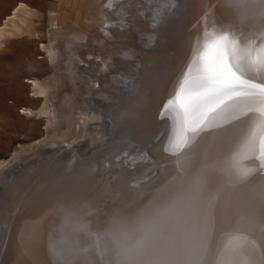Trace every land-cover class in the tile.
<instances>
[{
	"label": "rangeland",
	"instance_id": "rangeland-1",
	"mask_svg": "<svg viewBox=\"0 0 264 264\" xmlns=\"http://www.w3.org/2000/svg\"><path fill=\"white\" fill-rule=\"evenodd\" d=\"M7 1L9 0H0V6H3ZM34 1V7L37 2L36 9L40 10L37 11L34 9L37 12L35 13H39L40 16L41 12V14L45 15V18L43 19V15H41L40 18L39 16L34 15L32 16V19H34V17L39 18L35 19L36 22H41L37 23V26H39L38 24L41 25L42 21H44L41 28H43L42 33H45L47 37L53 36L52 33L54 28L51 23L54 21L53 17L56 15H66L68 13L66 16H68L67 18H70L68 19V21L70 20L69 23H73V20L75 21V19L80 18H82L83 22L85 23H91L92 19L96 16L95 11L97 9L94 11L92 10V8H96L94 7L96 5L93 0H91L93 3V5H91L92 7L87 6L88 9L79 1ZM111 1L112 0H109V2H104L107 4H105L107 7L110 5V15L112 13V16H115V19L110 15L107 17L108 19L112 18L111 21L114 22H110L111 26H118L119 29H122V24L125 25V23H127L130 25L127 21H124V12L121 10H116L119 8L122 9L124 5H127L128 1L132 3H130L132 5H130V7H134L135 9V12H133L134 9H132L130 15L132 14L131 19L134 18L133 20L136 22V24L133 26L127 25L126 28L131 29L132 32H129L128 36L122 35L119 41L121 43L117 44L118 52L115 56L119 58V64L113 69L115 70L116 74L120 77H123V79L116 81L118 89L115 92V96L108 95V97H106L99 93H96L95 95L92 93L88 94L90 97L94 96L96 98L103 99V102L105 103L104 106L106 108L107 116L102 121H106L107 126L109 127L107 136L108 139L105 143V146L94 151L90 150L91 153L88 155H81L77 153L74 148L75 140L73 143H70L69 141H64L61 144L55 142L43 143L45 151L40 153L38 156H35V163H31L34 165L33 171L32 169H29L27 173L22 175L20 179H16L21 183V185L12 186L8 183L7 185L0 187V253L1 251H5V247L9 246L7 241L10 237L9 233H11L13 229L12 225L14 222L19 223L17 232L18 237L16 236L17 240H15L16 242L14 241V243L18 245L16 246L13 244V250L14 248L19 247L21 244L22 249L25 250L26 247L29 249L26 250V252L30 251L31 246L29 240L32 241L33 239L35 244L34 249H36V251L34 255L30 257H32V259L34 257H41V260L38 261V264H44L45 262L46 264H50L52 260L51 256H49L48 250L51 251L53 249L55 252V238L53 232L51 230L50 233L47 229L50 222L54 223V226H56L58 234L62 239L61 242H63L66 246L71 245L72 248L75 246L73 243V237L67 236L65 232L71 236L76 235L80 241L84 240V234H89L90 231L94 232H91V236H94L96 230L101 232V236L103 238L107 239L108 229L106 230V228L114 226L116 229L118 228L115 230V232L119 234L121 233V235L122 233L128 235L127 233L130 232V235H132L133 233L131 231L136 229L133 223L136 220L135 218L138 217L136 215H138V212H140L142 208H145L152 201H161V197L164 194L169 195L164 197L166 201L169 203L176 202V200H178V198L181 196L180 192L193 180L190 178V169L183 158L184 153H181L182 149L178 152L166 151L165 145L167 144L169 138L166 136V139H168L164 143V135L163 138H159L158 140L152 142V146L149 148L150 152H148L147 148H144L146 149L144 152L143 150H137L139 147H141L142 143H144V140L146 138L148 139L149 135V137H152L154 133L157 134L156 131L159 130V127L164 125L166 121H171V135L173 133L175 122L170 119L171 109L167 108V102L169 100L175 101V96L181 84L180 81L182 75L187 67L188 59L191 57V51L193 50V47L194 50L198 48V41L196 43L197 45L194 41L191 50L188 51L189 46L187 43V35H191L192 32L190 26L194 27L195 23H197L198 15L202 17L209 13L210 20H207L206 23H213L214 29L212 31L208 30L207 32L202 29V32L205 34L208 33L211 35H221L224 32H227L230 34L231 38V34L235 33L232 29V24L234 21V23L238 22L241 29L243 28L242 34L244 36L252 37L249 42L256 41L257 44L259 41H261V46H264V11H262L259 6H253L246 9L245 11L248 19L242 21L241 13L228 6L226 0H224L226 2L225 5L223 0H200L198 6L200 11L197 14H194V22L192 21L190 25L184 18L188 16L187 19L189 21V15H187V13L191 7V0H176L175 6H173L172 0H135L137 2L132 0H123V2L122 0ZM117 1L119 6L117 5V7H114L115 5L113 4L115 2V4H117ZM99 3L101 4V2ZM153 3L155 5H153ZM142 5H145L146 8L141 7ZM150 8L152 9L150 12L154 13H150V16H148ZM13 11L14 10H12V12ZM130 15L128 16L130 17ZM138 15L140 16L139 19ZM25 17L28 18V14H26ZM1 19L2 17L0 18V23L2 22ZM51 19L53 21H51ZM115 21H119V23ZM139 23L145 24L147 28L154 27L158 30L156 34H153L152 36L143 34L140 32V30L143 29V25L141 24L142 26H140ZM154 23L156 27L153 26ZM105 25L107 26L108 24L105 23ZM134 33L138 34V36H135ZM146 35L149 37L147 38ZM13 37L14 36H12V47L9 49L10 54L8 51L6 53H0L1 91L2 89H7L10 91L13 90L11 84L8 85V80L5 79L7 77H2L1 75L4 74L7 76L10 74V72L12 73L13 70L16 71V68L20 67L22 64H24L23 68L25 66L26 71L35 72L37 70V66L35 65L34 61L32 62L31 60V54H33V51L31 49L28 50L26 45H24L25 43L22 42L24 38L17 36L15 38ZM204 37L205 35H202L203 41L199 46L200 51L203 49ZM191 38H189V42ZM152 40L153 43L150 44ZM130 42L136 47V49L130 44ZM122 45L125 47V50H123L124 48ZM253 45H255V43H253L252 46ZM126 46H129V48ZM142 48L147 49V52H145L147 55L145 53L142 54L139 52V50ZM248 55L249 52L247 53V57ZM144 57L146 58L144 62L146 66L140 63ZM252 58L254 57H250V59ZM121 61L122 63H120ZM246 69L247 71L240 75V78H242L244 81L246 79H250L260 83L264 82V64L257 66V64L253 62L251 67H247ZM1 78H3V80ZM5 80H7V82ZM67 82H69L68 86L62 84L61 86L55 88L57 89L55 97L52 95L53 92H51L52 99H46L48 104L52 103V101H59L60 106L66 107V102H64L65 99L69 97V93H74L75 91V88H73L74 81L67 79ZM103 84H106V82H103ZM235 88L236 90L243 93V97H241L238 102L241 101L242 105H244L246 115L242 112L243 116L245 115V121L243 120L242 125H240L243 127L241 129L242 133L235 135L234 138H232L234 139L232 144L235 148L233 151L234 156H232L233 162L230 164V168L232 169V173L234 171L236 174H238V180L240 178V173H243L245 170L250 171L249 174L244 177L243 191L238 192V184L236 183L234 186L233 179L228 181L229 176L225 178L218 176V171L215 170L214 167L209 166V159L207 158L209 156L208 152L198 155V158L200 159V165L203 167L206 166L203 170L204 172H200V179L203 180L204 184H202V189L204 190L210 185L212 190L210 192H206L205 194H201L204 192L198 193L197 197L199 196L200 199L198 200L200 201L201 205L196 210L215 205L213 203L214 200L217 202L221 201L224 206H228L231 209L234 207H241V211L246 213L247 210L245 205L249 203L251 204L255 200L253 198V194L250 193L249 190L252 179L258 176L257 174L260 168L262 169L263 167L262 163H264V160L258 159V157L264 156V112H261L262 110L264 111V91H260L258 89L242 88L239 86H236ZM94 89L95 88H93V90ZM30 95L33 96L36 94L30 91ZM46 100L43 99L41 104H44ZM8 102H13V98H9ZM174 107L177 111H181L178 104H174ZM216 112L217 111H213L212 114ZM233 114L236 120L239 117V111H236ZM259 123H262V128L258 126ZM24 128L19 132H14V130L9 131L10 135L14 136L15 139L16 137L20 139H14L13 142L9 144L8 160L10 161L13 159V156H15L16 149L21 147V144L28 145L32 142L31 140L34 137L33 129L30 126L26 127L25 129ZM212 129L215 128H211L209 130ZM149 141L152 140L150 139ZM67 146H70L69 148H71L72 151L65 149L68 148ZM1 149L2 148H0V150ZM122 153H125V155H122ZM141 154H143L142 157L144 158L140 159L141 162L139 161V163H142V161H144L143 159H145L143 162L146 163L145 166L140 164L137 166V168L134 165L127 166L126 162H122L121 165L119 164L122 156L126 158L130 157L132 159L134 155L137 158L138 155L141 156ZM147 157L149 159H146ZM67 158L71 159V161L60 165L57 164L63 163ZM237 160H242V163L238 165L239 163ZM55 161L56 164L51 166V163ZM147 161L149 165L147 164ZM156 161H158V164L160 165L157 164L158 168L156 167V170H154L156 165L151 164V162ZM14 164L18 165V162L15 161L14 163H11L9 167L14 166ZM182 165L184 166L181 167ZM49 166L50 168H48L43 174L44 169ZM117 169L119 170V173H115L114 170ZM105 171L106 177H102L100 179L99 177ZM107 171L110 172L107 174ZM17 173H20V170L15 169L13 174L16 175ZM207 175L212 176L210 180L206 177ZM66 178L74 179L73 181L76 183V185H72L71 187L73 188L76 186L77 188H74L73 191L68 190L70 189L69 185L64 184ZM226 181H228L231 188L224 187ZM3 183L5 184V181ZM24 184H28L29 186L27 185V187L24 189ZM34 186L36 188H34ZM7 187L11 190V193L5 194V189ZM135 187L139 189L135 190ZM125 193H128V195L125 196ZM100 194H102L100 197L102 198L101 204L98 202V196ZM116 195L119 197H116ZM229 196H233L234 200H229ZM29 198H31L29 200L31 202L27 203V199ZM24 201H26L27 204L26 210H24L21 216L17 217L19 208ZM64 205L67 208L64 209ZM59 211L62 213L67 211L66 220L69 219V214L74 215V219L70 217L68 227L72 224V228H77L75 231L72 229H67V223L66 225L63 224L61 227L59 222L60 216L56 217ZM212 211L213 210H211V212L208 214H210L209 216L213 219L214 223V228L212 230L214 231L213 235L215 237L212 242V249L214 251L223 243L222 240L226 233V217L222 213L215 215L212 213ZM235 216H233V219H235ZM55 217L57 220H55ZM77 222L83 224L84 227L81 225H73ZM90 224L94 226L93 228L87 230L86 226H89ZM107 225L109 226L107 227ZM185 229V223L183 225L180 224V226L177 228V237L181 233H184ZM200 231H202V229H200ZM38 233L40 235H37ZM235 233L238 234V231ZM193 234L199 236L198 233ZM123 240L124 241L119 242L121 245L124 244L122 242H129L125 239V237ZM17 241L21 242L19 243ZM115 244H117L116 241ZM21 252L22 250L16 253L18 257L21 256ZM26 252L23 254L29 255V252ZM211 253H209L208 256H206L204 260L201 261L202 264H204L206 260V264L220 263L217 262L219 260H214L210 256ZM16 254H8V260L11 258L10 264H13L12 262L15 264L16 259L14 257ZM3 259L4 257L0 258V262ZM27 259L21 264L28 263L29 261L27 262ZM72 261L73 258L71 256L70 262ZM107 264L121 263L118 260H111V262L108 261ZM124 264L140 263L137 261Z\"/></svg>",
	"mask_w": 264,
	"mask_h": 264
},
{
	"label": "bare ground",
	"instance_id": "bare-ground-1",
	"mask_svg": "<svg viewBox=\"0 0 264 264\" xmlns=\"http://www.w3.org/2000/svg\"><path fill=\"white\" fill-rule=\"evenodd\" d=\"M67 1H79L86 8L87 6L89 7L93 5L91 0ZM93 1L96 5L94 7L96 8H92V10H97L95 11V18H91V23L83 22L82 18H80L82 21L80 19H75V21L73 20V23H69L70 20L68 21V19L70 18H67L68 16H66L68 13L66 15H56L53 17L54 21L51 19V21H53L51 24L54 28L52 37H47L45 33V35L42 33L43 28H41V26H43L42 24L44 21H42L41 25L38 24L39 26H37V23L41 22H36L35 19H39L43 14H41V12L40 16L39 13L36 14L37 12L35 10H40L36 9L37 2L34 7V0H9L3 6H0V18L2 17L3 19H1L2 22L0 23V53H6L7 51L8 53L10 52L9 49L12 47L13 43L12 36H14L13 38L16 36L22 37L24 38V40L22 39V42L25 43L24 45H26L27 49H31L33 51V54H31L32 59H30L32 62L34 61L35 65L37 66V70L35 72H29L25 70V66L23 68L24 64H22L20 67L16 68V71L13 70L14 72H10V74L7 76L4 74V76L1 75L2 77H7L5 79L8 80V85L11 84L13 90L10 91L7 89H2L1 91L0 89V148L3 149L0 150V187L7 185L8 183L12 186L21 185V183L16 179H20L22 175H25L29 169H32L33 171L34 165L31 163L35 161V156H38L40 153L45 151L43 143L55 142L61 144L64 141L73 143L75 140L74 148L77 153L81 155H88L91 153L90 150L94 151L105 146L109 132V127L107 126L106 121H102L107 116L106 108L104 106L105 103L103 102V99L96 98L94 96L90 97L88 94L92 93L95 95L96 93H99L106 97H108V95L115 96V92L118 89L116 81L123 79V77L117 75L113 69L119 64V58L115 56L118 52L117 44L121 43L119 41L122 35L128 36L129 32L132 31L131 29L126 28L128 25L127 23H125L126 26L124 24H122L123 26L121 25L122 29H119L118 26L114 27L110 25L112 18L115 16H112V13L110 15V5L108 7L105 6L106 3L104 2H109V0ZM199 1L200 0H191V7L187 13V15H189V21L187 19L188 16L184 18L187 20L188 24H190L192 21L194 22V14H197L200 11L198 9ZM99 2H101V4ZM128 2L127 5H124L122 9L119 7V9H115L123 11L125 18H122L125 20H122L127 21L131 26H133L136 24V22H134V18L131 19L132 14L130 15V13L134 7L131 8L130 5L132 3L129 2L128 4ZM115 3L113 5H115L114 7H117L118 1L117 4ZM223 3L224 5L226 4L224 0ZM153 5L155 4L153 3ZM141 7H145V5H142ZM12 10L14 11L12 12ZM151 10L152 9L150 8L149 13L147 12L149 14L148 16H150V13H152L150 12ZM133 12H135V9ZM26 14H28L30 18H26ZM34 15L39 16V18L34 17V19H32V16ZM109 15L112 16V18L110 17L111 19L107 18ZM128 15H130V17ZM43 16L44 19L45 15ZM135 16L137 17L136 14ZM139 17L140 16L138 15V19ZM207 20H210L209 13L202 17L198 15L197 23H195L194 27L190 26L192 32L191 35H187V43L189 46L188 51L191 50L194 41L195 44L198 41V48L194 50L193 47L194 51H191V57L188 59L187 67L182 75L180 83L182 82L186 70L191 63V59L200 52L199 46L203 41L202 35H205V33L202 32V29H204L206 32L208 30L212 31L214 29L213 23H206ZM115 22L119 23V21ZM105 23L108 25L106 26ZM141 24L140 26L143 25V29L140 30L141 33L151 36L156 34L158 29L154 27L147 28L145 24ZM153 26L156 27L155 23ZM232 29L235 33H239L241 46H243L244 41L249 42L252 38L242 34L243 28L241 29L238 22L234 23L233 21ZM138 34H135V36H138ZM147 35L146 37L148 38L149 36ZM189 38H191L190 42ZM152 43L153 40L150 42V44ZM250 43L251 49H241V53L245 57H247V53L249 52L247 57L248 59H250V57H255L261 46V41H259L257 44L256 41ZM253 43H255V45L252 46ZM132 46L135 47L134 45ZM126 47L129 48V46ZM123 48V50H125V47ZM139 52L144 54L147 52V49L142 48L139 50ZM145 59L146 58L144 57V59L140 61V63L144 66H146V64H144ZM120 63H122V61ZM232 63L235 65L234 57L232 58ZM235 66L239 67L238 65ZM244 67L247 68L248 65H245ZM244 73L245 71H243L241 74ZM1 79L3 80V78ZM67 79L74 81L73 88H75V91L74 93H69V97L67 96L68 98L65 99L64 102H66V107L60 106L59 101H52V103L48 104L46 99L51 98V92H53L52 95L54 97L56 96L57 89L55 88L61 86L62 84L68 86L69 82H67ZM7 80L5 81L7 82ZM103 82H106V84H103ZM238 86L242 88L258 89L260 91H264V82L260 83L250 79H246L244 81L242 78H240ZM93 88L95 89L93 90ZM30 91H32V93L34 92L36 95L31 96ZM241 97H243V93L233 87L229 91L220 96H216L213 100L208 102L204 106L200 115L196 119L189 121V126H195V124L202 120L207 123L221 113L224 114L225 117L234 118L230 119L228 123L221 125L219 128L212 130L207 129L203 131L202 125L201 130L197 133H189L190 140L193 135H195L196 138L191 140V142L182 149L181 153H184L183 158L190 169V178L193 180L180 192L181 196L178 198V200H176V202L169 203L164 198L169 195L164 194L161 197V201H152L145 208H142L141 211L139 210L140 212H138V215H136L138 217L135 218L136 220L133 223L137 231L136 229H133L131 231L133 233L132 235H130V232L127 233L128 235L123 233L121 235V233L119 234L115 232V230L118 228L116 229L115 226L108 227L109 225H107L108 228H106V230L108 229L107 235L110 239L103 238L101 236V232L97 230L95 231V235H92L93 237L91 236L92 231H90L89 234H84V240L81 241L78 239V237H76V235L71 236L65 232L67 236L73 237V243L75 246L72 248L71 245L66 246L63 242H61L62 239L58 234L56 226H54V223L50 222L47 229L50 233L52 230L55 238V252L53 249L51 251L48 250L49 256H51L52 260L50 264H107L108 261L111 262V260H118L121 264L137 261L140 264H202L201 261L204 260V258L211 252L212 253L210 256L214 260H219L217 261L220 262L219 264H239V261L242 259H247L250 264H264V166L262 169L260 168L257 174L258 176L253 178L251 181L249 191L253 194V198L255 200L253 203L245 205L247 210L246 213L241 211V207H234L231 209L228 206H224L221 201L217 202L214 200L213 203L215 205L196 210L201 205L200 201L198 200L200 198L199 196L197 197L198 193L204 192L201 194H205L206 192H210L212 190L210 185L204 190L202 189L203 180L200 179V172L206 167L200 165L199 162L200 159L198 158V155L202 153H209V156L207 157L209 159V166L214 167L215 170L218 171V176H222L223 178L229 176L228 181L233 179L234 186L236 183L238 184L237 191H243L244 176L242 173H240V178L238 180V174H236L234 171L232 173V169L230 168V164L233 162L232 156H234L233 151L235 148L232 144L234 140L232 138H234L235 135L242 133L241 129L243 127L240 125H242L246 115L244 105H242L241 101L238 102ZM9 98H13V102H8ZM43 99H45L46 102L44 101L45 103L41 104ZM211 110L217 112L212 114L213 111ZM236 111H239V117H236L237 119L235 120L233 113ZM242 112L245 114L244 116ZM261 112L264 111L262 110ZM205 116H207V120H205ZM28 126L33 129L34 133L31 144H21V147L16 149L15 156H13L12 160L14 161L8 160V147L9 144H11L15 139L14 136L10 135L9 131L14 130V132H19L24 127L26 128ZM258 126L262 128V123H259ZM163 137L164 136H161L160 138ZM16 139L20 140L17 137ZM67 147L68 148H64L72 151V149L69 148L70 146ZM139 150H141V148H138L137 151ZM122 155H125V153H122ZM142 155L143 154H141V156L138 155L137 158H144ZM137 158L134 155L132 159ZM126 159V157L122 156L119 164L121 165L122 162H126L127 166L134 165L136 167L140 164H143L144 166L146 165V163H143L144 161H142V163H139V161L130 163ZM146 159L149 158L147 157ZM15 161L18 162V165L14 164V166L9 167L10 164L14 163ZM70 161L71 159L67 158L63 163L57 164L60 165ZM237 162L239 163L238 165H240L242 160H237ZM55 164L56 161L51 163V166ZM151 164L156 165L154 170H156V167L158 168V165H160L158 164V161L151 162ZM183 166L184 165L181 167ZM48 168H50V166L44 169L43 174ZM15 169L20 170V173L14 175L13 171H15ZM114 171L115 173H119L118 169ZM109 172L110 171H107V174ZM102 177H106V171L103 172L99 178L101 179ZM206 177L210 180L212 176L207 175ZM73 180L74 179L72 178L65 179L64 184H67L70 187L68 190L73 191L74 188H77L76 186L73 188L71 187L72 185H76ZM4 181L5 184L3 183ZM228 181L225 182L224 187L231 188ZM27 185L28 184H24V189L27 187ZM34 188L36 187L34 186ZM134 189L138 190L139 188L135 187ZM77 190L80 191L79 189ZM7 193H11V190L8 189V187L5 189V194ZM125 194V196L128 195V193ZM101 196L102 194L98 196V202H100V204L102 202V198H100ZM116 197L119 196L116 195ZM30 199L31 198L27 199V203L31 202L29 201ZM229 200L233 201V196H229ZM26 205V201H24L19 208L17 217L21 216L24 210H26ZM63 207L64 209L67 208L65 205ZM211 210H213L212 213L215 215L222 213L226 217V233L222 240L223 243L214 251L212 249V242L215 238L213 235L214 231H212L214 228V223L213 219L209 216L210 214H208L211 212ZM59 216L61 227L63 224L66 225L67 223V229H72L73 231L77 229L72 228V224L68 227L70 217L74 219L73 214H69V219L67 220V211L63 213L59 211L56 217ZM233 216H235V219H233ZM56 217L55 220H57ZM18 223L19 222H14L12 225L13 229L11 233H9V239L7 237L9 246L5 247V251H1L0 256H2L0 258L4 257V259L0 262V264H10L11 258L8 260V254L10 255L12 253L14 255L21 250V256L18 257L16 254L14 257L16 259L15 264H21L24 262V260L26 261L27 258V262L29 261L30 263L28 262L25 264H38V261L41 260V257H34L33 259L30 257L34 255L36 251V249H34L35 244L33 239L32 241L29 240L31 246L30 251H28L29 255L23 254L29 249L26 247L25 250L22 249L21 244L19 247L14 248V250L12 248L13 244L16 245L14 241L17 240L16 236L18 232ZM184 223L186 226V229L184 230L185 232L181 233L177 237V228L180 226V224L183 225ZM73 225L83 226V224L78 222ZM93 226L90 224L89 226H86V229H91ZM200 229H202V231H200ZM236 231H238V234L235 233ZM193 233H198L199 236H196ZM37 235L40 234L38 233ZM236 236L241 237V239L244 241L243 245H241L240 240L233 239V237ZM124 237L129 242H122L124 244L121 245L119 242L124 241ZM115 241L117 244H115ZM71 256L73 258L72 262H70ZM12 263L14 264V262ZM206 263L207 260L204 262V264ZM44 264H46V262Z\"/></svg>",
	"mask_w": 264,
	"mask_h": 264
},
{
	"label": "snow or ice",
	"instance_id": "snow-or-ice-1",
	"mask_svg": "<svg viewBox=\"0 0 264 264\" xmlns=\"http://www.w3.org/2000/svg\"><path fill=\"white\" fill-rule=\"evenodd\" d=\"M175 2L176 0H172L173 6H175ZM226 2L228 6L241 13L242 21L248 19L245 11L248 8L259 6L264 11V0H226ZM242 48L251 49V43L244 41L241 46L239 33H232L231 38L227 32L221 35L205 34L203 49L192 58L175 96V101L167 102V108L171 109L170 119L175 122V125L173 133L165 145L166 151L178 152L186 147L191 140L196 138L193 135L190 140L189 133H197L201 130L202 125V130L205 131L219 128L228 123L230 119H234L225 117L221 113L207 123L202 120L195 126H189V121L196 119L208 102L238 86L241 73L247 70L245 65L251 67L253 62L257 66L264 64V46L260 47L259 52L252 59H248L241 53ZM233 57L235 65L239 67L232 63ZM174 104H178L181 111H177ZM207 119L205 116V120ZM258 159L264 160V156H260ZM249 171L245 170L242 175L246 177ZM233 239L240 240L243 245L244 241L241 237L236 236ZM239 264H250V262L247 259H242Z\"/></svg>",
	"mask_w": 264,
	"mask_h": 264
},
{
	"label": "water",
	"instance_id": "water-1",
	"mask_svg": "<svg viewBox=\"0 0 264 264\" xmlns=\"http://www.w3.org/2000/svg\"><path fill=\"white\" fill-rule=\"evenodd\" d=\"M168 120H170V119H168ZM171 130H172V123H171V121H166V123L164 124V125H162L161 127H159V130H157L156 132H157V134L156 133H154L153 135H152V137H149L148 136V139L146 138L145 140H144V143L141 145V147H139V148H141V151L143 150V151H145L146 149H144V148H147L148 149V152H150V147L152 146V142H154V141H156L157 139H159L161 136H164L165 135V139H164V143L167 141V139L170 137V135H171ZM155 135V136H154ZM166 136L168 137L167 139H166ZM152 140V141H149V140ZM150 154V153H149ZM140 159H142V158H137V159H131L130 157L128 158L127 157V161L128 162H130V163H132V162H137V161H140ZM144 161H145V159H143ZM129 163V164H130Z\"/></svg>",
	"mask_w": 264,
	"mask_h": 264
}]
</instances>
